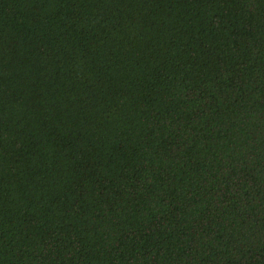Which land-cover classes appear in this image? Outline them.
I'll return each instance as SVG.
<instances>
[{"label": "trees", "instance_id": "trees-1", "mask_svg": "<svg viewBox=\"0 0 264 264\" xmlns=\"http://www.w3.org/2000/svg\"><path fill=\"white\" fill-rule=\"evenodd\" d=\"M0 264H264V0H0Z\"/></svg>", "mask_w": 264, "mask_h": 264}]
</instances>
